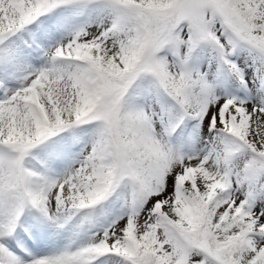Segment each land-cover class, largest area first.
Returning <instances> with one entry per match:
<instances>
[{
	"label": "snow or ice",
	"instance_id": "1",
	"mask_svg": "<svg viewBox=\"0 0 264 264\" xmlns=\"http://www.w3.org/2000/svg\"><path fill=\"white\" fill-rule=\"evenodd\" d=\"M0 264H264V0H0Z\"/></svg>",
	"mask_w": 264,
	"mask_h": 264
}]
</instances>
